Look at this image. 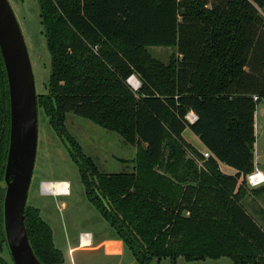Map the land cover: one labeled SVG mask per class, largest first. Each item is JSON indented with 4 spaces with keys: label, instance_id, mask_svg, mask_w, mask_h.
<instances>
[{
    "label": "trees",
    "instance_id": "obj_1",
    "mask_svg": "<svg viewBox=\"0 0 264 264\" xmlns=\"http://www.w3.org/2000/svg\"><path fill=\"white\" fill-rule=\"evenodd\" d=\"M52 68L37 97L79 168L85 194L140 264L153 256L264 264V228L242 200L255 168L264 97V0H38ZM150 46H173L165 63ZM141 82L133 89L128 78ZM257 97V98H255ZM197 119L190 122L189 112ZM69 113L137 146L133 172H102L69 132ZM10 97L0 50V253ZM189 128L210 151L184 137ZM224 163L237 170L226 174ZM243 175L242 183L238 178ZM263 185V184H262ZM250 191L264 194V185ZM25 225L43 264H63L41 210ZM10 255V254H9ZM0 256V264H15Z\"/></svg>",
    "mask_w": 264,
    "mask_h": 264
},
{
    "label": "rangeland",
    "instance_id": "obj_2",
    "mask_svg": "<svg viewBox=\"0 0 264 264\" xmlns=\"http://www.w3.org/2000/svg\"><path fill=\"white\" fill-rule=\"evenodd\" d=\"M9 1L29 50L38 97L48 91L52 68V55L47 46L39 1ZM258 9L264 17V9ZM149 51L165 63L169 62L172 55L178 53L177 48L173 46H150ZM255 122L257 137L255 165L264 171V97L257 105ZM38 124V149L27 203L40 208L41 215L51 225L55 244L63 250L66 257L63 264H140L116 230L87 199L79 168L42 108L38 110ZM66 126L83 146L84 151L96 161L102 172H133L135 170L137 146L126 142L117 132L105 129L94 121L73 113L68 114ZM183 135L188 141L201 144L199 137L189 128ZM190 136L194 142L189 138ZM222 171L232 175L237 173L235 168L225 164L222 166ZM243 179L241 175L238 182L242 183ZM42 181H53L48 189L54 193L69 189L70 183V193L68 195L44 193ZM246 186L249 193L242 203L264 228V194L256 195L250 191L260 187H251L248 183ZM83 232L92 233L91 246L79 245V237ZM0 256L8 261L11 260L7 252L0 253ZM150 264L234 263L227 256L217 258L207 256L202 259L187 260L184 255H178L175 259L170 256H153Z\"/></svg>",
    "mask_w": 264,
    "mask_h": 264
},
{
    "label": "water",
    "instance_id": "obj_3",
    "mask_svg": "<svg viewBox=\"0 0 264 264\" xmlns=\"http://www.w3.org/2000/svg\"><path fill=\"white\" fill-rule=\"evenodd\" d=\"M0 50L10 97V142L3 183V228L15 264H43L25 225V208L35 168L38 102L33 65L21 26L9 0H0Z\"/></svg>",
    "mask_w": 264,
    "mask_h": 264
},
{
    "label": "built area",
    "instance_id": "obj_4",
    "mask_svg": "<svg viewBox=\"0 0 264 264\" xmlns=\"http://www.w3.org/2000/svg\"><path fill=\"white\" fill-rule=\"evenodd\" d=\"M132 76H134V75H132ZM132 76H130L128 78V82H129L130 85H131V83H130L129 80H130V78ZM139 82H140V80H139ZM140 85H141V82H140V84H139V86L137 88L134 87V86H132V87L134 89H138L140 87ZM255 98H257V97H255ZM187 119L190 122H194L197 119V115L194 112L191 111V112L188 113ZM204 156L205 157H209L210 156V151L205 152ZM246 179H247V183H248L249 186H251V187H259L262 184H264V171L262 169H260L257 165H255V168H254L253 172L249 173L247 175ZM92 242H93V238H92V233L91 232H83V233L80 234L79 245L81 247L91 246Z\"/></svg>",
    "mask_w": 264,
    "mask_h": 264
},
{
    "label": "bare ground",
    "instance_id": "obj_5",
    "mask_svg": "<svg viewBox=\"0 0 264 264\" xmlns=\"http://www.w3.org/2000/svg\"><path fill=\"white\" fill-rule=\"evenodd\" d=\"M130 83H131V85L132 86H134V87H138L139 86V84H140V82H139V80L135 77V76H132L131 78H130ZM53 181H48V182H44L43 183V185H42V189H43V192L45 193H50V194H67L68 193V191H69V189L67 188L66 190H63L62 192H58V193H54V192H52V191H49V189H48V186H50V183H52ZM58 182V181H57ZM60 182V181H59Z\"/></svg>",
    "mask_w": 264,
    "mask_h": 264
},
{
    "label": "crops",
    "instance_id": "obj_6",
    "mask_svg": "<svg viewBox=\"0 0 264 264\" xmlns=\"http://www.w3.org/2000/svg\"><path fill=\"white\" fill-rule=\"evenodd\" d=\"M134 76H136V75H134ZM137 77V76H136ZM138 78V77H137ZM129 83V82H128ZM186 131V130H185ZM184 131V132H185ZM255 133H256V122H255ZM193 137V136H192ZM189 138H191V136L189 137ZM195 139V138H194ZM200 139V138H199ZM187 141H188V139H186ZM191 140H193L192 138H191ZM190 144H192L195 148H197L202 154H204L205 152H207V151H209L208 150V148L203 144V142L201 141V144H199V142L198 143H196V144H194V143H192L191 141H188ZM193 142H194V140H193ZM257 142V141H256ZM256 144V143H255ZM224 165V163H220V168H221V170H222V166ZM226 165V164H225ZM46 193V192H45ZM63 194V193H62ZM57 195V194H56ZM249 212V211H248Z\"/></svg>",
    "mask_w": 264,
    "mask_h": 264
},
{
    "label": "flooded vegetation",
    "instance_id": "obj_7",
    "mask_svg": "<svg viewBox=\"0 0 264 264\" xmlns=\"http://www.w3.org/2000/svg\"><path fill=\"white\" fill-rule=\"evenodd\" d=\"M64 143V142H63ZM65 145V144H64ZM66 147V146H65ZM66 149H67V147H66ZM68 151V150H67ZM44 182H48V181H42V185H43V183ZM70 187H71V184L69 183V191H68V193L67 194H62V195H68L69 193H70ZM42 191H43V189H42ZM43 217V216H42ZM48 222V221H47ZM49 223V222H48Z\"/></svg>",
    "mask_w": 264,
    "mask_h": 264
}]
</instances>
